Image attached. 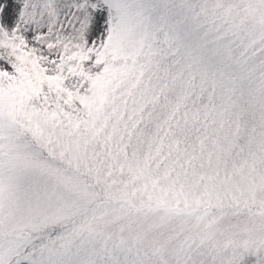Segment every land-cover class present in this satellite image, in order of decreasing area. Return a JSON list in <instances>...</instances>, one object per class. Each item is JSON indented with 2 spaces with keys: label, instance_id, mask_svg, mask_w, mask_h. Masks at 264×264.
Returning a JSON list of instances; mask_svg holds the SVG:
<instances>
[{
  "label": "snow or ice",
  "instance_id": "1",
  "mask_svg": "<svg viewBox=\"0 0 264 264\" xmlns=\"http://www.w3.org/2000/svg\"><path fill=\"white\" fill-rule=\"evenodd\" d=\"M0 264H264V0H0Z\"/></svg>",
  "mask_w": 264,
  "mask_h": 264
}]
</instances>
